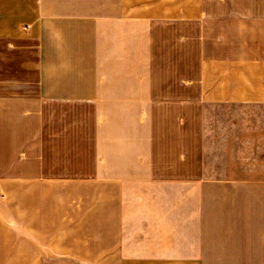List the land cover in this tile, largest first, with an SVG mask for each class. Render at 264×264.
Here are the masks:
<instances>
[{
    "label": "crops",
    "instance_id": "crops-1",
    "mask_svg": "<svg viewBox=\"0 0 264 264\" xmlns=\"http://www.w3.org/2000/svg\"><path fill=\"white\" fill-rule=\"evenodd\" d=\"M229 182L264 196V0H0V222L40 260H164L130 247Z\"/></svg>",
    "mask_w": 264,
    "mask_h": 264
},
{
    "label": "rangeland",
    "instance_id": "rangeland-1",
    "mask_svg": "<svg viewBox=\"0 0 264 264\" xmlns=\"http://www.w3.org/2000/svg\"><path fill=\"white\" fill-rule=\"evenodd\" d=\"M216 184V183H213ZM243 183L229 182L228 198L213 196L212 198L196 199L200 211L196 215L198 224L212 226L208 230H181V245H159L156 230H142L140 239L131 249L134 257H155L161 261H137L126 264H264V196L248 197V191H243ZM251 186L247 183L245 186ZM217 193V192H213ZM218 192L217 194H219ZM224 193V191H223ZM261 193H264L262 191ZM192 200V199H191ZM183 210V208H182ZM145 221H155V215H142ZM181 221H188L191 215L181 213ZM172 218V214H170ZM206 218V222H204ZM187 223V222H186ZM169 233V236L167 234ZM160 234V231L158 232ZM208 234L210 244L203 245L204 239L194 237ZM191 235V239L187 238ZM14 235L11 223L0 222V264H109L108 262H93L81 260L73 254L77 246L62 247L56 242L60 235L53 239L50 248L53 256L40 260L38 248L28 245V238ZM172 231H166L165 242H172ZM54 238V237H53ZM192 242V244H187ZM81 248H83L81 246ZM37 250V251H36ZM37 252V253H36ZM81 257V256H80ZM88 257H91L88 256ZM177 258L175 261H171ZM116 264H119L116 263Z\"/></svg>",
    "mask_w": 264,
    "mask_h": 264
}]
</instances>
